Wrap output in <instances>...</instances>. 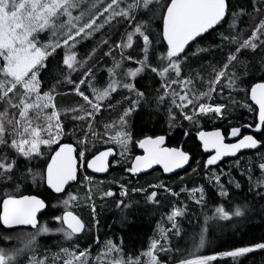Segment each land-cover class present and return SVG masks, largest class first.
Returning a JSON list of instances; mask_svg holds the SVG:
<instances>
[{
    "label": "trees",
    "instance_id": "obj_1",
    "mask_svg": "<svg viewBox=\"0 0 264 264\" xmlns=\"http://www.w3.org/2000/svg\"><path fill=\"white\" fill-rule=\"evenodd\" d=\"M127 2L131 3L132 0H127ZM108 3L110 0H106L101 9L90 14L84 22H87L92 15H96L97 20H101L99 13ZM227 3L228 11L223 23L195 40L180 57L181 77L178 79L188 78L192 80V85L189 86L190 95L193 92L199 94L208 91V82L214 79L213 69H219L227 63L230 54H235L237 59L230 64L228 70L233 69L237 77L247 82L241 84V88L249 89L251 84L261 81L264 77V45L258 42L256 49H242L236 53L239 44L227 43L221 39V34L229 37L237 36L240 42L247 39L256 25L264 20V3L259 2V0H255V3L254 0H227ZM153 10L157 11L155 5H153ZM149 19H151L153 45L149 50L148 59L152 66H158L160 54L166 52V45L162 36L159 45L155 42L156 34L162 33V20L158 15L153 18L151 13L144 9L135 14V23H144ZM62 21L64 18L61 19ZM127 25L128 22L125 20L112 23L96 32L92 37L88 36L85 40L82 39L83 41L76 50L82 63L84 62V71L69 73L65 69V75L73 83L70 84L65 81L63 76L55 77L51 71L43 73L41 77L43 91H49L56 85L54 94L58 99L55 102L58 107H64L61 112V120L66 125L65 129L68 133L63 136L60 142L73 143L77 148L78 159L79 151H85V148L78 141L85 139L87 140V159L107 147H112L116 152L113 143L108 142L105 137L104 126H114V129L117 130L120 115L130 106L131 100L136 99L134 94H130L127 89L120 86L111 95L107 105L94 116L91 131H95L99 135L93 137L90 134L85 136L90 117L84 121L74 120V114L85 115V113L80 111L72 113L70 111L75 109L76 104H84V101L73 94H67L89 69L92 72L90 76L86 77L87 80L92 78L95 83L101 85L106 83L107 69L112 66V61L118 56L117 51L113 50L116 43L135 26L134 24ZM52 34V29H49L40 33V36L42 39H47ZM60 40L59 38V42L63 43ZM142 48V39L136 36L130 55L144 58ZM91 51L93 53L90 55ZM64 55L65 49L61 44V47L57 48L47 60L49 69L54 68L57 62H62ZM124 66L135 67L136 64L134 60L127 59ZM174 78V73H170L167 77L168 80ZM57 79L61 81L58 85ZM224 80L222 79L221 84L216 87L211 100H204V102L211 103L221 101L226 103L228 107L223 113V118H218L215 115L199 116L192 122L184 120L179 109L173 107L171 96L166 97L164 102L157 104L156 98L164 94L161 86L162 81L159 76L151 73L150 69L134 78L132 83L139 91L146 94L151 103L146 106L141 102L128 119V130L133 134L132 142L127 150L130 154L128 162L124 166L111 164L110 173L103 177L90 174L84 166V173L92 179V183L89 185L91 188L90 195L93 196L91 201L87 199L89 192L80 167L77 182L63 193L66 195L75 189L80 191V197L78 196V201L74 202L72 210L87 222L86 230L71 241H66L63 234L58 232L38 236L34 250L18 257L17 264H27L31 256L46 257L47 264H62V259L55 262L53 260L54 254L58 253L61 248L87 249L90 254V264H110L113 258H122L126 262L130 259H139L140 264H146L147 257L143 256V253L149 250L153 241L159 242L155 254L160 264H178L179 259L190 257L193 254L217 255L236 247L264 242V183H261L264 181V171L259 168V164L264 163V146H259L255 151L244 152L234 159L218 162L208 169L203 167V162L207 160L208 156L201 152L197 142L198 131L221 128L226 133L232 127L238 126L247 128L244 129V132H249L248 128L255 129L256 112L249 97L245 91L231 90L225 87ZM176 86L173 85L172 89H176ZM82 90L87 95H91L86 84ZM221 91L223 92L222 96ZM229 96L232 100L228 99ZM176 100L179 102L177 96ZM70 104L74 106L70 107ZM246 105H250L252 110ZM106 106L109 110L105 109ZM2 107L3 104L1 103L0 108L2 109ZM170 108L173 109L172 114L175 116L171 125L169 121ZM248 125L251 127H247ZM115 130L110 128L108 135H113ZM156 135L165 136V146L178 147L182 145L183 150L188 152L192 158L188 168L170 177L164 176L159 170L144 175L127 173L126 169L131 167V159L140 154L136 142L145 136ZM255 136L264 142V129L259 133L255 132ZM11 139L12 137L8 136L6 143L0 144V157L7 156L9 161H15V169L11 173V178H0V202L6 194L39 196L47 203V208L40 215L39 222L46 224L51 230L59 226L61 228L62 225L53 219L63 212L56 200L60 195L52 194L45 187L43 181L38 179L33 182L31 176L27 175L30 168L42 170L57 145L49 148L43 147V155L29 161L19 156L10 147ZM193 169L196 171L193 172ZM215 177H219V185H217ZM117 184L133 189L122 202V204L132 205L131 208L125 209L123 214L121 207H117L120 201V198L116 196ZM159 184L170 188L175 195L160 190L157 197L158 203L153 204L147 202L143 191H135V189L152 190L150 186ZM220 185L227 191L226 197H220ZM196 188H202L204 191V200L201 203H197V200L200 199V193L192 191ZM108 191H111L113 195L104 197L103 194ZM93 203L96 207V220H93L91 209ZM217 206H223L230 212L240 206L245 214L227 221H209L210 227L205 233L207 243L205 247L197 250L194 247V241L199 239V232L204 227L205 215L211 216ZM174 207L185 209V214L176 218L175 221L181 230L180 235L176 234L173 229V222L169 220V215ZM22 231L31 232L33 230L28 228L7 230L0 225V246L7 249L19 246L11 234ZM5 237H12V240L7 241ZM96 240L100 242L95 244ZM108 240H111L121 249L122 256L117 257L115 253L104 255L107 252L105 242ZM161 247L165 250L160 251ZM212 264H264V250H257L235 260L225 257L217 258Z\"/></svg>",
    "mask_w": 264,
    "mask_h": 264
},
{
    "label": "snow or ice",
    "instance_id": "obj_2",
    "mask_svg": "<svg viewBox=\"0 0 264 264\" xmlns=\"http://www.w3.org/2000/svg\"><path fill=\"white\" fill-rule=\"evenodd\" d=\"M264 3V0H259ZM255 3V0H254ZM153 5L157 11L153 10ZM81 7V0H0V103L3 104V111H0V144L6 143V138L11 136L10 147L29 161L39 158L43 155L41 146L51 147L57 145L54 154H51L50 160L46 161V168L42 170L28 169L27 175L31 176L33 182L38 179L47 184L53 192L62 194L66 191L65 186L70 182L76 181L78 178V169L80 165H86L87 169H91L94 173H104L109 167V157L113 155V148L107 147L104 151H99L93 155L91 159H87V140H80L78 143L85 148V151H79V161L74 153L77 151L71 143L60 142L61 137L65 135V127L61 120V110L55 103V88L53 86L49 91L42 89L43 73L51 71L55 77L63 76L68 83H73L65 75V69L71 73L76 72L78 66L82 67V63L78 60L76 45L80 39L91 36L93 32L102 28V24H97V16L92 15L83 22L85 13L73 15L74 11ZM96 5L89 9L91 12ZM141 9L151 13L154 18L157 15L162 20V33L156 34V44H160L162 36L163 42H166V52L159 56V65L152 66L148 59V53L153 45V33L151 30V19L144 23H135V14ZM227 0H110V3L103 8V12L99 15L107 13L105 23H110L118 18L124 19L129 24H134L132 31L127 34V42L119 44L116 47L129 48L132 46L134 36H138L143 42L144 58L138 61L139 67L127 69L125 76L128 78H136L141 73L150 69L151 73L159 76L162 81L163 95L158 96L157 104L164 102L168 96L172 97L173 107L179 109L180 115L184 120L194 122L199 116L215 115L223 118V113L227 110L228 105L223 101L217 103L204 102L205 99L211 100L212 95L216 91V87L227 80L225 87L231 90L245 91L250 101L258 107L257 122L255 123V131L261 132L264 129V80L259 83H253L250 89L241 88V84L247 83L237 77L235 72L229 73L227 70L231 62L237 59L235 54L228 56V62L219 69H213L214 79L209 83L208 91L190 95L189 85H192L191 79L179 80L181 76V60L186 46L195 39L207 33L215 26L221 24L227 15ZM235 15V14H234ZM66 17L61 28H66L63 33V47L65 55L62 62H57L56 66L49 69L47 60L61 47V43L51 41L42 44L37 38L38 35L46 30L55 29L56 21ZM82 23V26H80ZM55 35V32L53 33ZM264 20L256 25L255 29L247 39L240 42L237 36H225L221 34V39L227 43L239 44L236 53L242 49H256L258 42L264 45ZM107 43V41H105ZM51 49V51H50ZM203 51V50H201ZM108 55V53H106ZM131 59V57H128ZM121 62L117 61L114 68L108 69L111 76L114 77L115 69L120 68ZM92 70L84 73V77H88ZM170 73H175L177 79L168 80ZM61 81L57 79V85ZM88 84L91 89L92 98L82 90V86ZM179 85L183 95H179V102L176 100L177 93L172 91L173 85ZM120 85V81L112 78L111 82L103 90L92 86L90 80L81 78L78 83L74 84L75 93L85 102L79 108L81 113L85 115H73L74 120L84 121L88 117H94L100 111L101 102L104 101L111 92H115ZM123 88L127 89L130 94H134L136 99L131 100V104L126 108L118 120V130L114 126H105V134H108L110 128L115 130L114 135H108V141L118 145L122 149V155L128 150L129 144L132 142V133L128 130V119L130 115L140 106L149 105L151 101L142 91H139L134 83H123ZM223 92L221 91V96ZM232 100L231 96L228 97ZM235 103V101H232ZM87 106V107H85ZM250 110L251 106L246 105ZM90 109V110H89ZM50 110V112L48 111ZM190 110V111H189ZM75 113L77 109H71ZM30 112L36 114V120L43 119L44 123H35L30 117ZM173 109H169L170 125L174 122L175 116L172 114ZM18 114V115H17ZM88 131L93 137L99 135L95 131H91L92 124L89 120ZM247 127H251L248 125ZM75 131V130H74ZM83 131V130H82ZM241 129L232 127L230 137L237 138L235 143H225V137L220 129L213 131H198L197 138L201 142L203 150L208 152L211 150L213 154L209 155L207 160L203 162V167L208 169L210 166L216 165L222 157L235 156L240 150L257 149L258 146H264V142L255 138L254 135L240 136ZM187 135V133H186ZM137 145L143 150L144 155L136 156L132 162L128 172L133 174L141 172L144 169L151 168L153 165H161L165 173H172L176 169H182L189 163V153L182 148L165 147V136H145L138 140ZM199 166V162H198ZM259 168L264 171V163L259 164ZM15 169V161H9L7 156L0 157V178H11V173ZM196 169H193L195 172ZM85 180L92 183L91 177H85ZM217 185H219V177H215ZM261 183H264L262 181ZM239 187V185H237ZM220 197H226L227 191L220 185ZM150 189H135V191H143L146 195L148 203H158L157 197L160 190L175 195L170 188L163 184L152 185ZM193 192L200 193V199L197 203L204 200V191L202 188H196ZM104 197H111V191L105 192ZM121 197L126 195L122 190ZM79 197L69 193L68 197L61 203L63 205L62 215H57L53 219L59 222L62 227L55 231L63 234L66 241H71L77 234L83 233L87 228V222L84 221L73 210L74 202ZM89 201L93 200V196L87 197ZM134 203V202H133ZM131 204H122L118 202L117 207H121L122 214L125 209L131 208ZM246 208V206H244ZM46 208L43 199L36 195L6 194L0 203V225L7 229L17 226H30L35 231L20 232L16 237L19 246L15 248H0V264H17V258L26 252L34 250L37 236L49 233L51 230L46 224L38 221L37 213ZM93 220H96V207L91 205ZM185 214L184 208L174 207L169 220L173 222V229L177 235H180V228L177 227L176 218ZM245 214L240 206L233 211L226 210L223 206H217L212 215H205L204 227L199 232L198 241H194V247L199 250L205 247L207 240L205 233L209 230V221L231 220L233 217H241ZM126 218V217H125ZM11 241L12 237H5ZM158 241H153L148 251L143 253L147 257L146 264H160L155 254ZM107 252L115 253L117 257L122 256L121 249L113 244L111 240L105 242ZM164 251V248H160ZM257 250H264V242L250 244L248 246L236 247L231 250L223 251L218 255L225 258L244 257L246 254L253 253ZM62 264H90V254L87 249L79 250L78 248L69 249L61 248L58 253L54 254L53 260L60 261ZM217 260V255H191L179 259L178 264H212ZM28 264H47V258H39L31 256ZM110 264H140L139 259L124 261L122 258H113Z\"/></svg>",
    "mask_w": 264,
    "mask_h": 264
},
{
    "label": "rangeland",
    "instance_id": "obj_3",
    "mask_svg": "<svg viewBox=\"0 0 264 264\" xmlns=\"http://www.w3.org/2000/svg\"><path fill=\"white\" fill-rule=\"evenodd\" d=\"M105 1L106 0H81V7L79 8V11L78 10H76V11H74V13H73V15H80L82 12L83 13H85V16H84V18H83V21H82V23L86 20V18L90 15V14H94L95 12H97V11H99L100 9H101V7H102V5L105 3ZM93 5H96V7H95V9H93L91 12H89V9H92V6ZM103 12V9L101 10V13ZM108 14L107 13H104L103 15H101L100 16V18H101V20H97L96 21V23L97 24H102L103 25V27L102 28H99V30L98 31H95V32H93L92 33V35H91V37L96 33V32H99V31H101L104 27H106V26H109L110 24H112V23H117V22H121L122 20H124V19H122V18H118V19H116V20H113V21H111L110 23H105L104 21H105V17L107 16ZM62 18H64V21H62L61 22V19ZM67 18L66 17H61V18H59L57 21H56V28L55 29H52V31H53V33L55 32V35H56V37H55V35L54 34H52V36L51 37H49V38H47V39H42L41 38V36H40V34L38 35V39L40 40V42L42 43V44H46V43H49L50 41L52 42V43H56L57 41H59V38L63 41V39L65 38L64 37V35H63V33L64 32H66L67 31V29L66 28H61V25H63L64 24V22H65V20H66ZM82 23H81V25L80 26H82ZM127 26H130V24L128 23V25ZM133 30V29H132ZM131 30V31H132ZM43 33V32H42ZM127 34L128 33H126V35L120 40V41H118L117 43H116V45H115V47H114V49L113 50H116L117 51V53H118V56L115 58V60H113L112 61V63H111V67L110 68H114V64H115V62H117V61H120L121 62V66H120V68H118V69H115V73H114V77L113 76H111L110 75V73H109V71H108V69H110V68H108L107 69V80H106V83L104 84V85H101L100 83H95V81H93V79L92 78H90L89 80L92 82V86L93 87H95V88H97V89H100V90H103L104 88H106L107 86H108V84L111 82V79L112 78H115V79H117V80H119L120 81V85L117 87V89L120 87V86H122L123 85V83H128V82H131L132 83V80H133V78H128V77H126L125 76V72H126V70L127 69H130V68H132V69H134V68H136V67H139V64H138V61L139 60H141V59H143V57H141V58H138L136 55L135 56H131L130 55V51H131V48H132V46L131 47H129V48H120V47H116L117 45H119V44H123V43H126L127 42ZM135 37L136 36H134V38H133V43H132V45L134 44V40H135ZM84 40L86 39V38H83ZM60 40V41H61ZM102 40H104V39H102ZM101 40V41H102ZM83 40L82 39H80L79 40V43L76 45V47H75V51L77 52V50H76V48L80 45V43L82 42ZM62 45H63V43H61ZM65 49V48H64ZM143 49V48H142ZM95 52V51H94ZM93 52L91 51L89 54L91 55ZM142 56V55H141ZM128 57H131V59L132 60H134L135 61V64H136V66L135 67H125L124 66V62L128 59ZM78 60L82 63V61H81V59L79 58V56H78ZM87 61V60H86ZM232 63V62H231ZM82 67H80V66H78V69H77V71H81V72H83L84 70V62L82 63ZM125 67V68H124ZM228 72L230 71V70H227ZM231 73L233 72V69L230 71ZM229 72V73H230ZM82 76V74L80 75V77ZM90 76V75H89ZM174 76H175V73H174ZM181 77V76H180ZM179 77V78H180ZM83 78H86V77H84L83 76ZM175 78H176V76H175ZM174 78V79H175ZM69 79V78H68ZM186 79H188V78H182L181 80H186ZM86 80H87V78H86ZM65 81H67V80H65ZM208 84V83H207ZM223 84H227V80L225 79L224 80V82H223ZM190 86V85H189ZM188 86V87H189ZM82 87H84V85L82 86ZM207 87V86H206ZM86 88L89 90V92L91 93V89L89 88V86H88V84L86 83ZM116 89V90H117ZM172 91H175L176 93H177V98L179 99V95H183L184 93L182 92V90H181V88H180V86L177 84V86H176V89H171ZM114 92H111L110 94H109V96L104 100V101H102L101 102V108H100V111L102 110V108L105 106V105H107V103H108V101H109V98L111 97V95L113 94ZM67 94H73L74 96H76V97H79L76 93H75V91H74V87L73 88H71L69 91H68V93ZM55 95V94H54ZM56 96V95H55ZM81 98V97H80ZM90 98H92V93H91V95H90ZM56 99H58V97H56ZM55 99V100H56ZM82 99V98H81ZM83 100V99H82ZM56 103V102H55ZM85 103V102H84ZM1 104V103H0ZM57 105V104H56ZM82 105H84V104H76V106H74V105H72V104H70L69 106L70 107H72V106H74V108L75 109H77V111H79V108L82 106ZM58 107V106H57ZM60 110H61V112H62V110H63V106H59L58 107ZM105 109H107V110H109L108 109V106H106L105 107ZM90 110V109H89ZM0 111H3V107H2V109L0 108ZM49 112H50V110H48ZM99 111V112H100ZM97 114V113H96ZM95 114V115H96ZM18 115V114H17ZM30 117L34 120V122L35 123H40V124H43L44 123V121H43V119L41 118L40 120H36V114L34 113V112H30ZM93 120H94V117H90V121H91V124L93 125L94 123H93ZM89 125V124H88ZM119 127V126H118ZM104 128H105V126H104ZM118 130V129H117ZM67 131H66V129H65V135L66 134H68V133H66ZM104 134H105V131H104ZM115 134V132H113V135ZM105 137L107 138V141H108V134L107 135H105ZM63 137H61V139H62ZM108 142H110V141H108ZM111 143V142H110ZM55 145V144H54ZM53 146V145H52ZM113 146L115 147V149H116V156L114 157V159H113V161H112V165H122V166H124V164L125 163H127L128 162V160H129V153H128V151H126V152H124L123 153V155L121 154L122 153V149L118 146V145H115V144H113ZM43 147H45V148H49V147H46V146H41V149L43 148ZM133 159L134 158H132L131 159V165H132V161H133ZM84 166L85 165H80V168H81V172H83V174H84V179H85V177L87 176L85 173H84ZM126 172L127 173H129V174H133V173H131V172H128L127 171V169H126ZM133 175H135V174H133ZM87 177H89V176H87ZM92 180V179H91ZM86 181V180H85ZM100 182V181H99ZM86 188H87V190H88V192H89V195L91 194V188H90V183L88 182V181H86ZM122 186H123V190L126 192V195L124 196V197H121V195H120V192H121V190H122ZM117 188H118V190H117V193H116V196L118 197V198H120V201L119 202H123L125 199H126V197H128V195H129V193L130 192H132V188H128L127 186H125V185H122V184H117ZM132 189V190H131ZM131 190V191H130ZM152 190H154V189H152ZM79 190L78 189H75L74 191H72V194H74V195H76V196H79ZM68 195L69 194H62V195H60V197H58V198H56V200L58 201V205L61 207V209H62V211L64 210V208H63V205H62V201L64 200V199H66L67 197H68ZM80 197V196H79ZM58 224L60 225V223L58 222ZM58 228H60V226L58 227ZM58 228H56V229H58ZM56 229H53V230H51L49 233H44V234H40V235H38V236H41V235H47V234H51V233H57V231H55ZM33 231H35V230H33ZM58 233H60V232H58ZM19 233H12L11 235H13L14 236V238L18 235ZM37 236V237H38ZM8 241V240H7ZM100 242V241H95V244H98V243ZM18 247V246H17ZM0 248H6V247H4V246H0ZM7 249V248H6ZM217 258H221V256H219L218 254H217ZM28 264V263H27Z\"/></svg>",
    "mask_w": 264,
    "mask_h": 264
},
{
    "label": "water",
    "instance_id": "obj_4",
    "mask_svg": "<svg viewBox=\"0 0 264 264\" xmlns=\"http://www.w3.org/2000/svg\"><path fill=\"white\" fill-rule=\"evenodd\" d=\"M226 18V17H225ZM225 18H224V20H225ZM223 20V21H224ZM223 21L221 22V23H223ZM220 25V24H219ZM218 26V25H217ZM217 26H215V28L217 27ZM214 28V29H215ZM213 30V29H212ZM211 30H209L208 32H210ZM207 32V33H208ZM206 34V33H205ZM205 34H202V36L203 35H205ZM200 38V37H199ZM198 39V38H197ZM197 39H195V40H197ZM194 40V41H195ZM193 41V42H194ZM193 42H190V44L188 45V46H186V49L193 43ZM164 44L166 45V42H164ZM185 49V50H186ZM262 80H264V77H263V79ZM261 80V81H262ZM261 81H259V82H261ZM259 82H257V83H259ZM250 89V88H249ZM250 100V99H249ZM251 102V101H250ZM251 104H252V106L255 108V120H256V122H257V115H258V107L253 103V102H251ZM240 129H241V134H240V136H241V138H242V136L243 135H254L255 136V129H248L249 130V132L248 133H244L243 131H244V129L246 130L247 128H244V126H238ZM215 129H217V128H213V129H209V130H201V131H213V130H215ZM218 129H220L221 130V132H222V134L224 135V137H225V143H235L236 142V140H237V138H233V137H230V135H229V133H230V130L227 132V134H225L224 132H223V130L221 129V128H218ZM255 138L257 139V137L255 136ZM197 142H198V144L200 145V149H201V152L203 153V154H208V155H211V154H213L212 152H211V150H209L208 152H205L204 150H203V147H202V145H201V142L198 140V138H197ZM63 143H70V142H63ZM71 144H73V143H71ZM73 146H74V148H76V146L73 144ZM165 146V145H164ZM165 147H168V146H165ZM56 148H57V146L55 147V149L52 151V153L51 154H54V152H55V150H56ZM169 148H172V147H169ZM177 148H182V145H180V146H178ZM258 148H259V146H258ZM257 148V149H258ZM77 149V148H76ZM183 149V148H182ZM257 149H244V150H240L235 156H226V157H222L221 158V160L220 161H218V162H221V161H224V160H226V159H234V158H236L238 155H240V154H242V153H244V152H251V151H255V150H257ZM104 150H106V148L105 149H102V150H100V151H104ZM139 150H140V154H138L137 156H142V155H144V152H143V150L142 149H140L139 148ZM99 152V151H98ZM98 152H96L94 155H96ZM51 154H50V157H49V159L48 160H50V158H51ZM115 154H116V152H115V150L113 149V155L112 156H110L108 159H109V167H108V170L106 171V172H104V173H94V172H92V170L91 169H87L86 168V165H85V168H86V170L90 173V174H92V175H94V176H96V177H103V176H106L107 174H109L110 173V171H111V161L114 159V157H115ZM74 155L76 156V158H77V163H78V165L80 164V161H79V159H78V157H77V151L74 153ZM93 156V155H92ZM92 156L89 158V159H91L92 158ZM189 156H190V160H189V163L188 164H186L182 169H176V170H174V172H172V173H165L164 171H163V168H162V166L161 165H153L151 168H147V169H144V170H142L141 172H138V173H135V175H144V174H148V173H150V172H153V171H155V170H159V171H161L162 172V174L164 175V176H166V177H170V176H172V175H175V174H178V173H181L182 171H184L185 169H187L188 168V166L190 165V163H191V160H192V158H191V155L189 154ZM135 158L136 157H134V159H133V161L135 160ZM132 161V162H133ZM217 162V163H218ZM44 168H46V165H45V167ZM78 177H79V169H78ZM77 180H78V178H77ZM77 180L76 181H73V182H70V186H72V185H74L76 182H77ZM44 184H45V187L52 193V194H54V195H61V194H57V193H55V192H53L50 188H48V186H47V184L44 182ZM69 185H66L65 186V188L67 189V188H69L70 187ZM65 192V191H64ZM63 192V193H64ZM62 193V194H63ZM22 195H33V194H22ZM18 196H21V195H18ZM39 197V196H38ZM39 198H41V197H39ZM42 199V198H41ZM0 203H2V200H1V202ZM46 203V202H45ZM46 208H47V203H46ZM46 208L45 209H42L39 213H37V216H38V221H39V217H40V215L46 210ZM61 215H62V213H61ZM4 229H7V228H5L3 225H1ZM15 228H28V229H32L30 226H17V227H14V228H12V229H15ZM7 230H9V229H7ZM32 230H34V229H32ZM82 234V233H81ZM77 235H80V234H77Z\"/></svg>",
    "mask_w": 264,
    "mask_h": 264
},
{
    "label": "flooded vegetation",
    "instance_id": "obj_5",
    "mask_svg": "<svg viewBox=\"0 0 264 264\" xmlns=\"http://www.w3.org/2000/svg\"><path fill=\"white\" fill-rule=\"evenodd\" d=\"M248 129H249V128H248ZM243 132H244V131H243ZM244 133H248V132H244ZM225 134H227V132H226ZM206 155L209 156L208 154H206ZM112 161H113V160H112ZM112 161H111V162H112ZM111 164H112V163H111Z\"/></svg>",
    "mask_w": 264,
    "mask_h": 264
},
{
    "label": "bare ground",
    "instance_id": "obj_6",
    "mask_svg": "<svg viewBox=\"0 0 264 264\" xmlns=\"http://www.w3.org/2000/svg\"><path fill=\"white\" fill-rule=\"evenodd\" d=\"M116 156V155H115Z\"/></svg>",
    "mask_w": 264,
    "mask_h": 264
}]
</instances>
